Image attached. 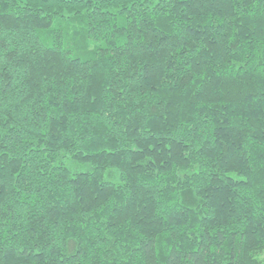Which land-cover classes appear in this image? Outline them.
<instances>
[{"label": "trees", "instance_id": "1", "mask_svg": "<svg viewBox=\"0 0 264 264\" xmlns=\"http://www.w3.org/2000/svg\"><path fill=\"white\" fill-rule=\"evenodd\" d=\"M264 0H0V264H264Z\"/></svg>", "mask_w": 264, "mask_h": 264}, {"label": "rangeland", "instance_id": "2", "mask_svg": "<svg viewBox=\"0 0 264 264\" xmlns=\"http://www.w3.org/2000/svg\"><path fill=\"white\" fill-rule=\"evenodd\" d=\"M262 256L264 257V253H262Z\"/></svg>", "mask_w": 264, "mask_h": 264}]
</instances>
